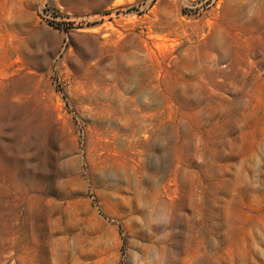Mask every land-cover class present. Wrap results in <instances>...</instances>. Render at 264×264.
<instances>
[{"label": "rangeland", "instance_id": "obj_1", "mask_svg": "<svg viewBox=\"0 0 264 264\" xmlns=\"http://www.w3.org/2000/svg\"><path fill=\"white\" fill-rule=\"evenodd\" d=\"M0 264H264V0H0Z\"/></svg>", "mask_w": 264, "mask_h": 264}]
</instances>
